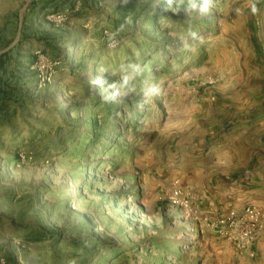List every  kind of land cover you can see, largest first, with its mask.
I'll use <instances>...</instances> for the list:
<instances>
[{
  "label": "rangeland",
  "instance_id": "1",
  "mask_svg": "<svg viewBox=\"0 0 264 264\" xmlns=\"http://www.w3.org/2000/svg\"><path fill=\"white\" fill-rule=\"evenodd\" d=\"M195 3L0 0V264H264V0Z\"/></svg>",
  "mask_w": 264,
  "mask_h": 264
},
{
  "label": "built area",
  "instance_id": "2",
  "mask_svg": "<svg viewBox=\"0 0 264 264\" xmlns=\"http://www.w3.org/2000/svg\"><path fill=\"white\" fill-rule=\"evenodd\" d=\"M33 57L32 68L35 71L39 86H46L47 84H50L53 79L55 66L58 63L53 61V59L47 56L42 50H36L33 53ZM237 215H240V221L249 223L247 227L243 228L240 233V238L244 246L249 244V242L252 240L253 233L257 231L260 212L256 207H249L245 209L241 214L230 211L227 217L229 220H234L236 219Z\"/></svg>",
  "mask_w": 264,
  "mask_h": 264
},
{
  "label": "crops",
  "instance_id": "3",
  "mask_svg": "<svg viewBox=\"0 0 264 264\" xmlns=\"http://www.w3.org/2000/svg\"><path fill=\"white\" fill-rule=\"evenodd\" d=\"M0 81H1L0 82V94H1L0 97L2 96V93H10L8 86L11 87V85L17 84V82H15L16 80L11 79L10 75L6 74L5 72L1 74ZM9 98L11 99L10 96Z\"/></svg>",
  "mask_w": 264,
  "mask_h": 264
},
{
  "label": "clouds",
  "instance_id": "4",
  "mask_svg": "<svg viewBox=\"0 0 264 264\" xmlns=\"http://www.w3.org/2000/svg\"><path fill=\"white\" fill-rule=\"evenodd\" d=\"M189 4L192 8H196L197 7V4L195 3V0H189ZM208 4H209V0H203V4L200 5V10L201 11H205L207 10V7H208ZM253 12L256 11V8L255 6H253Z\"/></svg>",
  "mask_w": 264,
  "mask_h": 264
},
{
  "label": "trees",
  "instance_id": "5",
  "mask_svg": "<svg viewBox=\"0 0 264 264\" xmlns=\"http://www.w3.org/2000/svg\"><path fill=\"white\" fill-rule=\"evenodd\" d=\"M9 51L0 55V77L1 74L3 73L4 68L6 67L7 62H5V57L7 56V54H10Z\"/></svg>",
  "mask_w": 264,
  "mask_h": 264
}]
</instances>
